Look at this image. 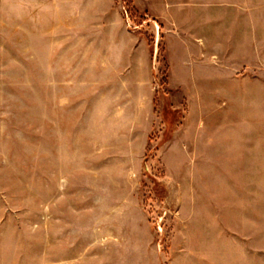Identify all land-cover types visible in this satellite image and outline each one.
<instances>
[{"label": "rangeland", "instance_id": "obj_1", "mask_svg": "<svg viewBox=\"0 0 264 264\" xmlns=\"http://www.w3.org/2000/svg\"><path fill=\"white\" fill-rule=\"evenodd\" d=\"M0 264H264V0H0Z\"/></svg>", "mask_w": 264, "mask_h": 264}]
</instances>
